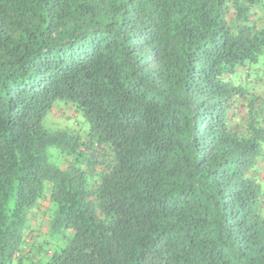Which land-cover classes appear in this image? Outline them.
Returning a JSON list of instances; mask_svg holds the SVG:
<instances>
[{"label":"trees","instance_id":"1","mask_svg":"<svg viewBox=\"0 0 264 264\" xmlns=\"http://www.w3.org/2000/svg\"><path fill=\"white\" fill-rule=\"evenodd\" d=\"M0 264H264V0H0Z\"/></svg>","mask_w":264,"mask_h":264},{"label":"rangeland","instance_id":"2","mask_svg":"<svg viewBox=\"0 0 264 264\" xmlns=\"http://www.w3.org/2000/svg\"><path fill=\"white\" fill-rule=\"evenodd\" d=\"M66 113H63L61 111H56L54 114V119L52 120L53 122H55V124L57 125H61V126H65V125H73L75 124L76 126H79L76 124V119L79 120V118L82 116L79 114H75L73 113V109L72 107H67L66 110H64ZM67 116H70L68 120H65L67 118ZM87 128H88V124L86 123Z\"/></svg>","mask_w":264,"mask_h":264}]
</instances>
